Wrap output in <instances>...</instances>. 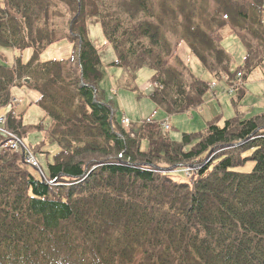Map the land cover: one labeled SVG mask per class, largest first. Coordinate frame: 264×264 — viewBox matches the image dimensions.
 <instances>
[{
	"label": "trees",
	"instance_id": "16d2710c",
	"mask_svg": "<svg viewBox=\"0 0 264 264\" xmlns=\"http://www.w3.org/2000/svg\"><path fill=\"white\" fill-rule=\"evenodd\" d=\"M168 15L183 19L179 29L202 67L235 88L234 118L220 127L218 117L180 142L159 123L131 133L121 126L87 24L101 25L126 86L150 69V99L176 116L199 110L211 89L168 61ZM226 28L245 49L237 70L222 45ZM62 36L72 56L42 62ZM0 46L32 51L27 63L0 64V110L29 77L49 119L27 125L9 115L5 128L22 140L43 133L36 156L50 139L59 146L45 180L0 151V264H264V114L248 118L239 104L264 66V0H0ZM249 163L253 170L241 172ZM196 166L187 181L159 172Z\"/></svg>",
	"mask_w": 264,
	"mask_h": 264
},
{
	"label": "rangeland",
	"instance_id": "374dc122",
	"mask_svg": "<svg viewBox=\"0 0 264 264\" xmlns=\"http://www.w3.org/2000/svg\"><path fill=\"white\" fill-rule=\"evenodd\" d=\"M162 13V9L160 10V14ZM166 19H164V26H163V32L165 34L166 40H168V47L169 53L167 54V59L170 62V64L173 67H181L182 63L184 66H187L193 74H195L198 78L210 82L213 85H219L216 89L217 92H221V95H216L214 98L215 93H211L206 95L204 104L202 107L197 110L196 112H193L192 114L186 113L178 116H174L171 120V124L174 126L173 129L166 133L164 126V121L166 119H169V115L166 114L164 111L159 109L151 100H150V94L153 91V84H152V75L153 71H151L148 68H144L140 70V72L137 75L136 83L132 84L131 87H127V80L124 78V71L122 69H117L114 67H111V64L115 61V53L111 45L106 43L105 37L102 32L101 25L97 22H94L93 20L88 21L89 25V37L93 44L96 46V48L99 51V54L101 56V63L103 66L104 73L107 77V86H108V92L113 93L115 96V104L119 107L118 111V118H121L123 114L128 117L131 122L132 126L130 129H132L135 132H139L141 128L148 125V123H156L160 124L159 126L163 132V135H166L167 139L172 142H176L174 139L171 138L170 134L172 136L177 137L179 134V138L181 140V137L183 134H196L203 132L207 129V124L209 123V120L214 121L218 117H220L219 126L223 127L226 120L232 119L235 117V107L233 105V100L235 99V91H229V86L231 85L229 82L222 81L220 84H218L214 78L202 67L199 60L194 56V54L189 49V42L186 39V36L181 33L179 27L183 23V19L180 17L174 18V16L171 17V15L166 16ZM68 19V16L65 18ZM63 19H58L57 26L60 27L62 24ZM200 21V19H199ZM205 28H208V30H213L209 23L206 21ZM61 28V27H60ZM222 45L223 47L229 51L235 60V67L242 66L244 57H245V49L241 43V41L231 33L229 28L224 29L222 32ZM73 48L69 41L65 39L62 36V40L54 44L52 47H50L42 56L41 61L47 62V61H59V60H67L72 56ZM32 52L31 50H26L23 52H18L13 48H2L0 46V64L6 67H13L15 64V60L17 57H20L23 62H28L31 58ZM108 69V70H107ZM262 71V72H261ZM261 71L255 72L250 80L249 83H246V96L244 98H252L256 101L254 103L257 106V102L259 100H264V66L261 67ZM111 76H114L113 79H111ZM137 88V89H136ZM16 93H22L25 103V109L23 112H28L27 120L35 122V124H39L42 121H46V116L44 112H42L38 108H30L32 104V93L29 91L27 86H16L15 89ZM145 90H149L148 92H144ZM234 90V89H233ZM225 95V96H222ZM112 96V95H111ZM243 98V99H244ZM243 99L239 101L241 112L246 115V117H252L255 114L251 113L252 111L247 110L244 108L242 102ZM259 99V100H258ZM219 100L222 102V109L219 103ZM22 102V100H20ZM20 105V104H19ZM18 107V106H17ZM20 107V106H19ZM18 107V108H19ZM205 108V114L204 116H200V111ZM11 110L12 107L7 108L5 110ZM254 110V109H253ZM250 111V112H249ZM227 112V113H226ZM264 114V113H261ZM191 115V116H190ZM7 117L3 114H0V134H4L7 140L8 144H16L17 146L22 143L25 145L28 149V153L31 158L32 162L35 163L34 165H40L36 164V160H39L41 165L43 166V169L48 172V163L53 161V157L59 152V146L53 141L49 140L46 143V147L43 148L47 152H42L43 150H38V156H36L33 152V145H36L39 143L43 138L44 134L41 132H34L30 136H28L25 140H19L17 141L16 138H13L12 135H6V130L4 127V123L6 122ZM49 119L45 122V124H49ZM28 121V122H29ZM28 122H25L27 125ZM139 122V123H138ZM126 128V127H125ZM129 130V128H126ZM14 141V143L12 142ZM18 143H17V142ZM179 142V141H178ZM9 150H12L10 148ZM12 153L13 151H9ZM45 153V154H44ZM38 158V159H37ZM29 167V166H28ZM188 168V167H186ZM254 168V164L249 163L245 168H241V172L250 173ZM172 170L176 171V167L171 168ZM32 170V169H31ZM163 171V170H161ZM182 171V170H181ZM180 172V171H179ZM177 180L179 181H187V178L182 173H176L175 174Z\"/></svg>",
	"mask_w": 264,
	"mask_h": 264
},
{
	"label": "crops",
	"instance_id": "0c3cea01",
	"mask_svg": "<svg viewBox=\"0 0 264 264\" xmlns=\"http://www.w3.org/2000/svg\"><path fill=\"white\" fill-rule=\"evenodd\" d=\"M114 78V76H111V79H113ZM217 89V88H216ZM217 90H219V89H217ZM32 93V92H31ZM212 94H213V92H211ZM210 93H208V95H209ZM218 94H219V96L221 95V92H217V94L215 93L214 94V98H215V96L217 95L218 96ZM13 95H14V97H16V98H18V99H20V100H22V105H21V107L18 109V112L19 113H22L23 111H24V109H25V103H26V101L24 100V97H23V94L22 93H16V90H14V92H13ZM222 96H225V95H222ZM39 98V96H38V94L37 93H32V97H31V99H32V103H34V101L35 100H37ZM259 100V99H258ZM219 103H220V106H221V109H222V102L219 100ZM254 103H256V101L254 100V99H252V98H244L243 99V102H242V104H243V106H244V108H246L247 110H250V111H252L251 113H255V114H261V113H264V100H259V102H257V106L254 104ZM30 108H33V106H32V104H31V107ZM254 109V110H253ZM249 111V112H250ZM227 113V112H226ZM204 114H205V108H203L201 111H200V116H204ZM25 115V117H24V119H25V121L26 122H28L29 120H27V115H28V112L26 113V114H24ZM123 116H126L125 114H123ZM191 116V115H190ZM211 120H209V122H210ZM29 124H35V122H33V121H29L28 122ZM139 123V122H138ZM180 134V133H179ZM179 134L177 135V137H175V136H172L171 134H170V136H171V138L172 139H174L175 141H180V138H179Z\"/></svg>",
	"mask_w": 264,
	"mask_h": 264
},
{
	"label": "bare ground",
	"instance_id": "6f19581e",
	"mask_svg": "<svg viewBox=\"0 0 264 264\" xmlns=\"http://www.w3.org/2000/svg\"><path fill=\"white\" fill-rule=\"evenodd\" d=\"M88 24V23H87ZM88 28H89V25H88ZM19 52V51H18ZM21 52H23V51H21ZM20 53V52H19ZM236 58H234V62L236 61L235 60ZM244 60H245V58H244ZM244 60H243V63H242V65L244 64ZM258 71H261V69H258L257 71H255V72H258ZM254 72V73H255ZM262 72V71H261ZM253 73V74H254ZM252 74V75H253ZM207 83H209V82H207ZM210 86H211V84H210ZM149 90H145L144 92H148ZM152 93V92H151ZM150 97V96H149ZM109 100H113V101H116L115 100V96L114 97H112L111 95H110V97H109ZM151 100V99H150ZM152 101V100H151ZM117 108H119L118 106H117ZM197 110H195V111H191L189 114H192L193 112H196ZM112 115H114L113 113H112ZM176 116H178V115H176ZM169 119H167V120H171L174 116H170L169 115ZM174 119V118H173ZM172 119V120H173ZM119 120H120V123H121V126L123 127V126H125L126 124H130V123H132L131 122V120L128 118V117H121V118H119ZM211 122V121H210ZM210 122L207 124V126H209V124H210ZM172 127H174L172 124L168 127V130L169 131H171L173 128ZM131 137L133 138L134 137V134H131ZM144 148H146V143H144ZM212 156H213V153L211 152L209 155H208V160L210 161L211 160V158H212ZM208 161V162H209ZM200 168V167H199ZM96 169V167L93 169V170H95Z\"/></svg>",
	"mask_w": 264,
	"mask_h": 264
},
{
	"label": "water",
	"instance_id": "95a60500",
	"mask_svg": "<svg viewBox=\"0 0 264 264\" xmlns=\"http://www.w3.org/2000/svg\"><path fill=\"white\" fill-rule=\"evenodd\" d=\"M213 153V152H212ZM173 170L172 169H169V170H167L166 172H172Z\"/></svg>",
	"mask_w": 264,
	"mask_h": 264
},
{
	"label": "built area",
	"instance_id": "2783aa9c",
	"mask_svg": "<svg viewBox=\"0 0 264 264\" xmlns=\"http://www.w3.org/2000/svg\"><path fill=\"white\" fill-rule=\"evenodd\" d=\"M14 143V142H13ZM12 147L15 148L16 147V144H12Z\"/></svg>",
	"mask_w": 264,
	"mask_h": 264
}]
</instances>
